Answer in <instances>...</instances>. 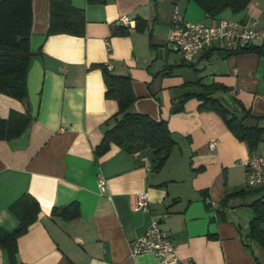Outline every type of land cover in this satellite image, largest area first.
I'll return each instance as SVG.
<instances>
[{
  "label": "crops",
  "instance_id": "0c3cea01",
  "mask_svg": "<svg viewBox=\"0 0 264 264\" xmlns=\"http://www.w3.org/2000/svg\"><path fill=\"white\" fill-rule=\"evenodd\" d=\"M58 1L74 11L81 34L46 36L51 0H31L30 49L42 71L37 114L24 148L0 141V228H16L10 207L23 196L39 206L37 219L17 239L16 264H159L150 254L130 255L155 220L180 262L264 264V250L249 233L250 205L264 202V183L247 184L251 153L217 114L199 110V100L181 101L188 92L225 87L214 96L231 108L239 101L264 128V57L227 55L217 43L188 63L167 43L174 7L191 23L226 20L264 29V1L252 0L242 14L225 10L219 19L188 0ZM121 17L129 26L117 24ZM138 21L142 32L135 30ZM122 29L129 33L121 35ZM105 66L130 78L136 100L129 112L167 123L174 147L160 170L153 171L148 148L129 154L111 144L95 157L118 112L117 103L105 99ZM28 104L0 94V118L25 114ZM254 155L264 157V137ZM99 176L106 194L98 192ZM141 192L148 213L132 209ZM71 204L78 214L66 219ZM259 228L264 232V221ZM0 264H9L1 247Z\"/></svg>",
  "mask_w": 264,
  "mask_h": 264
},
{
  "label": "trees",
  "instance_id": "16d2710c",
  "mask_svg": "<svg viewBox=\"0 0 264 264\" xmlns=\"http://www.w3.org/2000/svg\"><path fill=\"white\" fill-rule=\"evenodd\" d=\"M96 1L100 0H88L91 3ZM188 1L195 3L207 17L216 18L225 10L234 14L242 12L252 0ZM73 12L66 3L51 0L50 23L46 36L60 33L80 35L82 28L78 29L76 18L70 16ZM31 25V0H0V94L18 101L27 99L26 77L33 57L30 49ZM144 29L145 25L138 21L135 30L142 32ZM118 32L121 35L129 33L128 29ZM227 53V55L256 54L264 57V43ZM101 70L106 88L105 99L115 101L118 112L114 117V125L104 132L100 144L94 149L95 157L99 158L107 153L111 144L129 154L148 148L153 171L160 170L174 147L167 123L163 120L155 121L147 115L129 112V108L136 100L130 78L115 75L106 66ZM226 90L221 86L204 87L203 91L198 93H185L181 101L184 102L188 98L199 100L201 102L199 110L217 114L229 132L237 140L245 143L249 153L254 155L263 140L264 128L257 124V119L239 101L234 99V107L231 108L223 99L214 96L217 92ZM31 120L29 104L25 114L13 112L7 119L0 118V141L8 143L20 138ZM250 206L254 217L249 224V233L264 250V232L259 228V224L264 221V202L258 200ZM10 211L18 224L11 232L0 228V247L7 253L9 264H16L17 239L25 234L37 219L39 206L33 198L26 195L13 203ZM77 214L76 205L71 204L63 212V217L73 219Z\"/></svg>",
  "mask_w": 264,
  "mask_h": 264
},
{
  "label": "built area",
  "instance_id": "2783aa9c",
  "mask_svg": "<svg viewBox=\"0 0 264 264\" xmlns=\"http://www.w3.org/2000/svg\"><path fill=\"white\" fill-rule=\"evenodd\" d=\"M117 24L129 26L126 17H121ZM167 43L171 52L180 54L183 61L190 63L195 55L217 43L221 44L227 52L263 44L264 29L226 20L218 21L210 26L204 23H191L181 17L178 7H174ZM215 144L211 142L210 149H214ZM245 168L248 187L253 188L264 183V157L249 156L245 162ZM97 188L100 194L107 193V182L104 177H98ZM132 209L136 213L149 212L146 192L134 195ZM141 254L152 255L159 264H191L178 260L171 238L160 228L156 220L141 237L134 241L130 249L131 257Z\"/></svg>",
  "mask_w": 264,
  "mask_h": 264
},
{
  "label": "water",
  "instance_id": "95a60500",
  "mask_svg": "<svg viewBox=\"0 0 264 264\" xmlns=\"http://www.w3.org/2000/svg\"><path fill=\"white\" fill-rule=\"evenodd\" d=\"M41 79L42 71L40 62L38 59H33L30 62L29 69L26 77V89H27V100L30 105V116L35 118L37 114L38 104H39V94L41 89ZM178 107H175V111ZM27 131L26 130L22 136L16 140H12L8 143L10 149L24 148L27 141Z\"/></svg>",
  "mask_w": 264,
  "mask_h": 264
},
{
  "label": "rangeland",
  "instance_id": "374dc122",
  "mask_svg": "<svg viewBox=\"0 0 264 264\" xmlns=\"http://www.w3.org/2000/svg\"><path fill=\"white\" fill-rule=\"evenodd\" d=\"M259 1H264V0H259ZM245 11H246V10H245ZM226 13H231V12H230L229 10H226ZM240 14H242V13H240ZM243 14H245V12H243ZM216 18L219 19V18H222V17L219 15V16H217ZM263 19H264V17H261V18H260V20H261L262 22L264 21ZM170 53H171V52H170ZM171 55H172V56H176V54H173V53H171Z\"/></svg>",
  "mask_w": 264,
  "mask_h": 264
}]
</instances>
